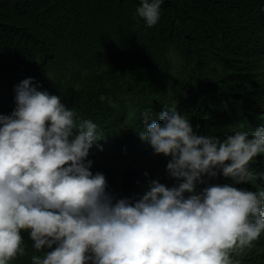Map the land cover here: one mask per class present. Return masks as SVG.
<instances>
[{
    "label": "trees",
    "instance_id": "16d2710c",
    "mask_svg": "<svg viewBox=\"0 0 264 264\" xmlns=\"http://www.w3.org/2000/svg\"><path fill=\"white\" fill-rule=\"evenodd\" d=\"M140 3L0 0V114L12 113L15 86L28 77L59 95L78 119L99 125L103 148L93 144L88 159L117 199L126 197L118 180L129 166L139 172L138 195L151 180L178 183L168 173L169 157L139 135L142 109L152 107L162 123L160 114L176 107L197 134L221 139L264 124V0H164L151 27L136 14ZM252 168L257 178L238 188L264 187V155ZM204 180L198 190L232 183L222 173ZM23 235L26 251L11 264H32L37 254ZM233 255L239 264H264V234Z\"/></svg>",
    "mask_w": 264,
    "mask_h": 264
},
{
    "label": "clouds",
    "instance_id": "9594fccd",
    "mask_svg": "<svg viewBox=\"0 0 264 264\" xmlns=\"http://www.w3.org/2000/svg\"><path fill=\"white\" fill-rule=\"evenodd\" d=\"M163 3L141 0L136 14L155 26ZM33 79L15 86L14 110L0 114V264L25 253L24 232L37 253L32 264H239L233 254L264 234V187H237L257 178L264 124L221 139L197 134L176 107L160 114L162 123L142 109L139 135L169 157L178 183L151 180L138 195L139 183L137 197L117 199L88 159L93 144L103 148L99 125ZM221 173L232 183L198 190Z\"/></svg>",
    "mask_w": 264,
    "mask_h": 264
},
{
    "label": "water",
    "instance_id": "95a60500",
    "mask_svg": "<svg viewBox=\"0 0 264 264\" xmlns=\"http://www.w3.org/2000/svg\"><path fill=\"white\" fill-rule=\"evenodd\" d=\"M139 173L134 167H127L119 173V188L125 196H134L139 193Z\"/></svg>",
    "mask_w": 264,
    "mask_h": 264
},
{
    "label": "rangeland",
    "instance_id": "374dc122",
    "mask_svg": "<svg viewBox=\"0 0 264 264\" xmlns=\"http://www.w3.org/2000/svg\"><path fill=\"white\" fill-rule=\"evenodd\" d=\"M135 196H137V195H135Z\"/></svg>",
    "mask_w": 264,
    "mask_h": 264
}]
</instances>
